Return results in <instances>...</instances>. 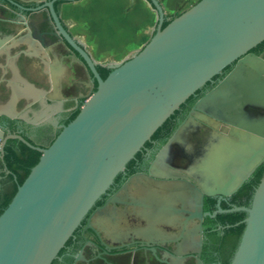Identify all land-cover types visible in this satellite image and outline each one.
Here are the masks:
<instances>
[{
    "label": "water",
    "instance_id": "1",
    "mask_svg": "<svg viewBox=\"0 0 264 264\" xmlns=\"http://www.w3.org/2000/svg\"><path fill=\"white\" fill-rule=\"evenodd\" d=\"M15 20L33 29L53 66L46 122L4 154L14 195L0 212V264H50L154 131L235 60L149 172L166 175L188 130L203 127L195 119L221 121L232 137L237 128L264 136V113H254L264 111V52L248 53L264 42V0H0V21ZM26 90L46 101L45 88L28 82ZM245 142L240 156L232 139L216 142L195 166L197 185L177 182L199 218L204 194L230 195L264 159L260 139L256 151ZM211 216L223 264H264V172Z\"/></svg>",
    "mask_w": 264,
    "mask_h": 264
},
{
    "label": "flooded vegetation",
    "instance_id": "2",
    "mask_svg": "<svg viewBox=\"0 0 264 264\" xmlns=\"http://www.w3.org/2000/svg\"><path fill=\"white\" fill-rule=\"evenodd\" d=\"M16 24L19 20L0 21V130L3 131V139H0V212L3 201L13 191V183L7 181L4 154L11 142L20 139L17 136L25 137L46 122L53 66L48 63L45 46H36L33 29ZM263 52L264 42L248 53L261 56ZM236 61L199 88L161 124V129L154 131L142 145L138 157L126 163L124 174L113 179L107 194L100 195L95 211L86 213L50 264H223V233L211 214L258 184L264 172V159L230 195L204 194L199 211L201 218L192 202L188 198L181 201L177 194L178 181L197 185L193 171L180 169L184 163H191L183 159L182 152L172 153L166 175L150 174L149 169L194 103L215 87ZM28 82L47 90L45 102L26 90ZM209 119L220 126L195 119L203 127L189 131V147L199 149L211 143L225 142L228 138L233 140L236 154L240 156L248 139L255 151L258 139L264 145L263 135L246 131L248 135L244 138L243 130L237 128L232 137L224 128L225 123L212 117ZM189 155L191 159L197 157L193 152ZM134 174L143 176L130 183L128 180ZM125 185L127 189L121 191Z\"/></svg>",
    "mask_w": 264,
    "mask_h": 264
},
{
    "label": "bare ground",
    "instance_id": "3",
    "mask_svg": "<svg viewBox=\"0 0 264 264\" xmlns=\"http://www.w3.org/2000/svg\"><path fill=\"white\" fill-rule=\"evenodd\" d=\"M254 111H255L254 113L256 115H260V114L264 113V111H262V109H259L257 107L254 109ZM191 129L188 130V132L186 133L187 134L186 136H188V133ZM187 142H188V140H187ZM188 145H189V143H188ZM213 147L215 148V144H212V143L210 146L202 147V148L200 147L199 149L191 148L189 146H185L183 148L177 147L178 153L179 152L183 153V155H184L183 159L184 160L186 159L189 162H191L188 165L184 163V169H187L189 171L190 170L193 171V174L196 175L197 178H200L202 175H200V172L195 170L196 169L195 166H196V164H198V162H201L205 159V154L208 155V154L213 152V149H214ZM211 148H213L212 151H211ZM191 152L195 153V155L197 154V157L191 159V156L189 155ZM173 153H175V151H173Z\"/></svg>",
    "mask_w": 264,
    "mask_h": 264
},
{
    "label": "trees",
    "instance_id": "4",
    "mask_svg": "<svg viewBox=\"0 0 264 264\" xmlns=\"http://www.w3.org/2000/svg\"><path fill=\"white\" fill-rule=\"evenodd\" d=\"M258 177H259V175H258ZM13 195H14V191H12V193L8 197L5 198V200L3 201V204H2L1 211H3V209L7 206V204L9 203V201L11 200Z\"/></svg>",
    "mask_w": 264,
    "mask_h": 264
}]
</instances>
